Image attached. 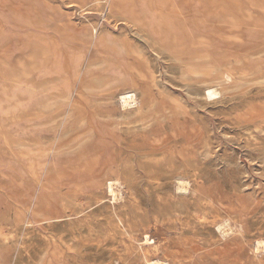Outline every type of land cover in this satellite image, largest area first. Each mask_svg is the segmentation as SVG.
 I'll return each instance as SVG.
<instances>
[{"label": "rangeland", "instance_id": "1", "mask_svg": "<svg viewBox=\"0 0 264 264\" xmlns=\"http://www.w3.org/2000/svg\"><path fill=\"white\" fill-rule=\"evenodd\" d=\"M263 8L0 0V264H252L264 240Z\"/></svg>", "mask_w": 264, "mask_h": 264}, {"label": "bare ground", "instance_id": "2", "mask_svg": "<svg viewBox=\"0 0 264 264\" xmlns=\"http://www.w3.org/2000/svg\"><path fill=\"white\" fill-rule=\"evenodd\" d=\"M193 1V0H192ZM220 2V1H219ZM242 2V1H241ZM151 5V4H150ZM245 5V4H244ZM203 6V5H202ZM247 7V6H246ZM245 8V7H244ZM257 8V7H256ZM232 9V8H231ZM264 9V8H263ZM208 10V9H207ZM251 10V9H250ZM211 13H212V11H210ZM240 12V11H239ZM138 13H139V11H138ZM137 13V14H138ZM204 13V12H203ZM139 15V14H138ZM229 16V15H228ZM233 16V15H232ZM122 17V16H121ZM226 17V16H225ZM234 18V17H233ZM127 19V18H126ZM130 21H132L133 20V18H131L130 17ZM136 19V18H135ZM236 19V18H235ZM237 19H238V17H237ZM139 21V20H138ZM138 21H132V23L135 25V26H137L138 28H139V30H143V27H142V25L140 24V23H138ZM209 21V20H208ZM211 21V20H210ZM141 22V21H140ZM167 22V21H166ZM231 23V22H230ZM167 24V23H166ZM235 26V25H234ZM237 26V25H236ZM150 29V28H149ZM104 32V31H103ZM104 38V37H103ZM153 40V39H152ZM207 41V40H206ZM159 42V41H158ZM99 43H101V42H99ZM97 45V44H96ZM155 45V44H154ZM209 45V44H208ZM211 46H212V44H211ZM217 46V45H216ZM215 46V47H216ZM98 47V46H97ZM163 47V46H162ZM214 47V46H213ZM123 49V48H122ZM95 54V53H94ZM94 54H93V56H94ZM103 56V55H102ZM157 59V58H156ZM122 64V63H121ZM118 72V71H117ZM87 77V76H86ZM93 78H94V76H93ZM92 78V79H93ZM95 79V78H94ZM82 80V79H81ZM104 80H106L105 78H98V79H96V80H92V81H90V85L91 86H94V85H96V86H100L102 83H103V81ZM81 82V81H80ZM53 85V84H52ZM133 90V89H132ZM118 91V90H117ZM65 94V92H61L60 94ZM121 93V92H120ZM210 93H212V92H210ZM136 94V93H135ZM42 95V94H41ZM121 98H119V99H121L122 100V102H123V105L124 106H126V105H131L132 103H134L136 100V98H135V95L134 94H124L123 96H120ZM115 98V97H114ZM24 99V98H23ZM45 99V98H44ZM53 99V98H52ZM54 99H58V98H54ZM118 99V98H117ZM21 100V99H20ZM51 101V100H50ZM53 101V100H52ZM104 101V100H103ZM61 102V101H60ZM13 103V102H12ZM27 103V102H26ZM59 103V102H58ZM120 103V102H119ZM70 104V103H69ZM117 104V103H116ZM12 106V105H11ZM139 106V105H138ZM137 106V107H138ZM56 107V106H55ZM54 107V108H55ZM68 107V106H67ZM130 107V106H129ZM60 108H63V107H60ZM66 108V107H65ZM23 109V108H22ZM53 109V108H52ZM134 109V108H133ZM138 109H140V107L138 108ZM32 110H33V112H34V114L32 113L31 115H34V116H38V115H42V113L40 114V110H39V107H38V103L37 104H34L33 105V108H32ZM23 111V110H22ZM25 111V110H24ZM23 111V112H24ZM42 111V110H41ZM46 111V110H45ZM129 111V110H128ZM30 112V111H29ZM55 112V111H54ZM26 113V112H25ZM24 113V114H25ZM14 114V113H13ZM18 114V113H17ZM118 114V113H117ZM127 114V113H126ZM44 115V114H43ZM42 115V116H43ZM119 115V114H118ZM134 115V114H133ZM14 117V116H13ZM17 117V116H16ZM64 117V116H63ZM128 117V116H127ZM10 118V117H9ZM32 118H33V116H32ZM40 118V117H39ZM118 118H120L119 116H118ZM19 119V118H18ZM36 119V118H35ZM14 120V119H13ZM16 120H17V118H16ZM6 121V120H5ZM15 122V121H14ZM14 122H12V123H14ZM51 122V121H50ZM49 122V123H50ZM7 123V122H6ZM12 123H10L11 125H12ZM44 123H45V121H44ZM9 124V123H8ZM15 124V123H14ZM2 125V124H1ZM5 125V124H4ZM61 125V124H60ZM3 126V125H2ZM53 126V125H52ZM4 127V126H3ZM6 127V126H5ZM44 127V126H43ZM46 127H48V126H46ZM46 127H45V129H46ZM59 128V127H58ZM12 129V128H11ZM17 129V128H16ZM42 130V129H41ZM59 130V129H58ZM13 132H15V131H13ZM23 132V131H22ZM38 132V131H37ZM43 132V131H42ZM10 134V133H9ZM18 134V133H17ZM21 134V133H20ZM40 134H43V133H40ZM26 135V134H25ZM52 137V136H51ZM16 138V137H15ZM44 138V137H43ZM55 138V137H54ZM17 139V138H16ZM10 140V139H9ZM25 140V139H24ZM28 141V140H27ZM26 141V142H27ZM35 141V140H34ZM43 141V140H42ZM15 142V141H14ZM47 142H48V140H47ZM16 143V142H15ZM23 143V142H22ZM55 143V142H54ZM28 144V143H27ZM34 144V143H33ZM45 144V143H44ZM19 145V144H18ZM25 146V145H24ZM30 146V145H29ZM33 146V145H32ZM51 146V145H50ZM49 154V153H48ZM97 155L98 154H96L95 156H94V162L95 161H97ZM46 160H47V158H46ZM104 182L105 183H107V187H108V189H109V194L113 197V199L114 200H116V199H118L119 198V195H120V191H121V182H120V179L118 178V176L117 177H111L109 174H105L104 175ZM179 183L181 184V185H183L184 187L187 185L186 183L187 182H184V181H182V180H179ZM169 184V183H168ZM167 188V187H166ZM78 198V197H77ZM78 200V199H77ZM119 200V199H118ZM226 231H227V229H226ZM228 232V231H227ZM258 243L259 244H257V251H255V253H256V255L254 256V258L252 259V264H261V259H263V257L260 255L261 253H259L260 251H261V248L262 247H264V240H260V241H258ZM87 248V247H86ZM263 249V248H262ZM88 250V249H87ZM247 255V254H246ZM39 260V259H38ZM32 262V261H31ZM147 262H148V264H169V263H167V262H161V261H159V260H152V259H149V258H147Z\"/></svg>", "mask_w": 264, "mask_h": 264}]
</instances>
